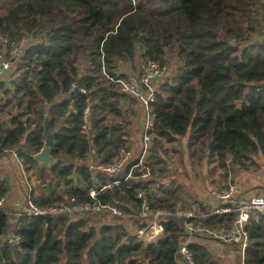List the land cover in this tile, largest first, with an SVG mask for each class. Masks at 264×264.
Instances as JSON below:
<instances>
[{
  "label": "trees",
  "instance_id": "1",
  "mask_svg": "<svg viewBox=\"0 0 264 264\" xmlns=\"http://www.w3.org/2000/svg\"><path fill=\"white\" fill-rule=\"evenodd\" d=\"M262 24L264 0H0V33L10 40L0 45V56L29 41L11 76L0 80V158L18 153L37 208L72 197L92 202L96 182L115 180L120 185L99 189L95 201L125 214L145 201L153 209L177 208V186L152 187L158 186L155 171H167L166 145L182 147L189 165L213 163L227 181L231 169L249 171L264 157V42H252ZM168 57L175 61L174 77L162 79L149 102L157 115L146 163L151 176L132 171L138 161L116 174L84 164L93 153L99 164H112L120 149L131 147L137 103L118 92L116 81L137 74L146 61L168 73ZM123 64H138L136 72L121 73ZM47 127L51 155L59 160L54 168L34 158L47 142ZM9 181L0 169V198L9 193ZM139 192L147 194L145 201ZM190 210L212 208L199 203ZM76 216L0 213V264H177L184 261L178 251L185 242L195 264H221L205 246L209 239L188 240L182 218H168L162 236L144 242L123 224L98 228L87 215ZM235 217L212 216L205 225L230 228ZM13 220L18 246L7 238ZM246 231L245 264H264V216Z\"/></svg>",
  "mask_w": 264,
  "mask_h": 264
},
{
  "label": "built area",
  "instance_id": "2",
  "mask_svg": "<svg viewBox=\"0 0 264 264\" xmlns=\"http://www.w3.org/2000/svg\"><path fill=\"white\" fill-rule=\"evenodd\" d=\"M10 40L7 34L0 33V45L6 46ZM29 41L22 39L17 44H12V47L5 50V56H0V80L8 71L9 66L16 59H19L21 54L27 47ZM167 69L159 62L146 61L143 62L137 74H131L126 78L116 81L118 92L132 98L137 106L143 109L144 124L141 132L140 149L138 152L134 148L123 147L119 150L118 159L112 164L102 165L97 164L91 167L98 172L106 174L122 173L129 167V162H136L132 167V171L141 172L142 178L151 176V169L147 166L145 158L148 156L150 145L155 136L157 126V115L150 107L149 102L153 98V87L157 81L166 77ZM143 86H147V90ZM149 90L151 93L147 94ZM88 111L85 113L87 120ZM86 129V125L83 126ZM12 153L16 158L18 153ZM25 194L20 199V205L15 208L14 212L5 211L8 204V197L0 198V213L12 214V216H35L57 218L64 215L76 216L80 214L98 216H106L109 218H118L119 220H129L131 222L139 221L141 224H146L145 228L136 229L132 236L144 242H150L155 238L162 236L164 222L170 217L182 218L185 222L186 234L188 240H191L193 235H199L209 240H215L225 244L233 245L239 248L240 258H233L229 264H245L246 250L249 247V238L246 227L250 221H259L261 216H264V195H253L250 193L241 192L235 184H230L226 189L216 192V206L210 213L200 214L196 210H187L184 208H157L153 209L145 201L147 194L139 192L137 198L143 199L145 202L138 212L134 214H125L120 209L111 205H101L96 200L98 190L112 188L120 185V181H109L107 184L96 182V187L89 191V196L92 202H81L77 198L72 197L65 202H62L51 208H37L32 201V185L25 173ZM9 210V209H8ZM223 214H235L234 224L230 228L225 227H210L205 225L207 218ZM112 220L106 225H113ZM19 222L13 220L8 231V242L12 246L20 244V237L17 235ZM190 237V239H189ZM178 254L183 258V262L177 264H195L192 253L189 251L188 242L181 245Z\"/></svg>",
  "mask_w": 264,
  "mask_h": 264
},
{
  "label": "rangeland",
  "instance_id": "3",
  "mask_svg": "<svg viewBox=\"0 0 264 264\" xmlns=\"http://www.w3.org/2000/svg\"><path fill=\"white\" fill-rule=\"evenodd\" d=\"M252 42L255 44L264 42V24L261 25L255 37L252 38ZM5 54L6 52L4 51V54L1 56H5ZM168 59L169 66L167 75L173 74V71L176 69L175 61L170 57H168ZM12 63L7 71L8 77L11 76L13 72ZM137 128L138 127H133L132 132L138 137L141 132L139 133ZM152 144L150 147H152ZM166 147L168 148V156L165 158L168 160L169 168L167 167V171H155L154 176L156 181L154 182L155 184L157 183L158 186L152 187L158 191L161 184H164V187L177 186L179 201L175 206L179 208L190 210V207L194 204L201 203L203 205L205 202H208L206 204H210L214 201L213 199H215L216 192L223 190L231 180L233 184L239 187L238 190L240 189L239 191L241 192L253 195H264V188L262 189V186L264 187V157L256 159L257 165L251 167L249 171H240L235 168L231 169L230 179L227 181L223 177L221 171L217 169L213 163L204 164L203 166H198L197 164L189 165L186 162V160H188V154L182 151V147L176 144H169L166 145ZM145 161L151 164L149 158H145ZM90 166L95 167V165ZM35 180L36 179H33L32 181L34 182ZM30 183L32 185L31 181ZM76 217L84 218L86 215L80 214ZM105 218L107 220L109 219V217L106 216ZM111 220L112 219L109 221ZM232 249L230 250L232 251ZM233 253L235 257L232 258H240L239 248H236Z\"/></svg>",
  "mask_w": 264,
  "mask_h": 264
},
{
  "label": "crops",
  "instance_id": "4",
  "mask_svg": "<svg viewBox=\"0 0 264 264\" xmlns=\"http://www.w3.org/2000/svg\"><path fill=\"white\" fill-rule=\"evenodd\" d=\"M137 65L135 66V68L134 67L132 68L128 64H123L120 67V72L125 73V74L134 73L136 72L135 69L137 68ZM5 74L7 75L8 73H5ZM5 74L4 76L6 77ZM174 74L175 73L173 72V74L166 75V78L164 79H168V78L172 79L174 77ZM161 80L157 81L155 86L159 82H161ZM155 86L152 88L153 91H154ZM151 91L152 90H149L147 94L151 93ZM125 106L128 107L129 105L126 103ZM133 110L136 113V118H135L133 127H138L137 129L140 133L142 132L143 124H144L143 109L139 108L138 106H135L133 107ZM140 137H141V134L137 137L132 132L131 147L134 148L136 152H138L140 149V146H139ZM148 156L146 157L147 159H148ZM99 162L100 161L98 160L97 156L93 153L83 163L87 165L96 166L97 164H99ZM0 169L7 171L10 176V181H9L10 190H9V193L7 194V197H8L7 208L9 210L15 211V208L21 204L20 199L22 198V196L25 194V191H26L24 168L19 162V159L16 158L11 153L7 156L0 158ZM263 188L264 187L262 186V189ZM213 200L214 201L211 202L210 204H206L208 202H205V204L203 203V206L211 207L213 209L216 206V198ZM87 218L90 219L92 225L97 226L98 228H101L103 225H106V223L109 222L110 219H112V221L114 222L112 223L113 225L123 224L125 228L131 233V235L137 229L136 223L131 222L129 220L123 221V220H119L118 218H115V219L109 218L107 220L105 216L103 215L101 216L97 215V217L94 215H88ZM204 243H205V246L209 249V251L215 256V259L219 261L221 264H229V261L233 259L232 257H235L233 252L236 250L237 247H234L233 245L225 244V243L218 242L215 240H207V241H204ZM230 249H232V251Z\"/></svg>",
  "mask_w": 264,
  "mask_h": 264
},
{
  "label": "water",
  "instance_id": "5",
  "mask_svg": "<svg viewBox=\"0 0 264 264\" xmlns=\"http://www.w3.org/2000/svg\"><path fill=\"white\" fill-rule=\"evenodd\" d=\"M147 90V86H143ZM46 139L47 142L44 148L37 154L34 155V158L37 160L40 167L47 166L49 168H54L58 164V159H55L51 155V151L54 145L53 136L48 133V127L46 130Z\"/></svg>",
  "mask_w": 264,
  "mask_h": 264
}]
</instances>
